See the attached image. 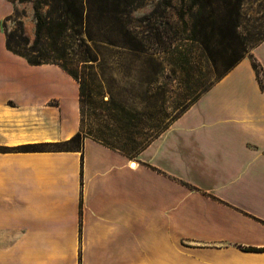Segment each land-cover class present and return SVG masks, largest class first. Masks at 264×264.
I'll use <instances>...</instances> for the list:
<instances>
[{
  "label": "crops",
  "instance_id": "1",
  "mask_svg": "<svg viewBox=\"0 0 264 264\" xmlns=\"http://www.w3.org/2000/svg\"><path fill=\"white\" fill-rule=\"evenodd\" d=\"M251 54L135 158L26 151L79 131V83L0 29V264H264L242 248L264 247V40Z\"/></svg>",
  "mask_w": 264,
  "mask_h": 264
},
{
  "label": "trees",
  "instance_id": "2",
  "mask_svg": "<svg viewBox=\"0 0 264 264\" xmlns=\"http://www.w3.org/2000/svg\"><path fill=\"white\" fill-rule=\"evenodd\" d=\"M9 1L15 5L14 12L0 21V29L2 28L6 34L7 48L26 58L32 65L57 64L79 83L81 114L79 131L65 141L22 146L21 148L26 151L81 150L85 138L89 137L121 151L130 158H135L215 82L238 64L248 49H253L264 40V33L259 37L248 38H243L239 33L241 11L237 0H191L186 10L183 8L186 0H179L181 3L177 12L179 19L185 22V14L188 13L192 27L196 31L194 37H184L176 27L162 28L161 24L152 27L154 32L151 36L140 35L130 17L135 0ZM24 2L33 3L35 19L33 41L26 33L24 20L26 14L19 11L16 6L17 3ZM161 5L178 9L173 0H162L152 12V16L161 15ZM222 9L225 10L223 16L220 13ZM216 13L220 14L215 16ZM96 16L98 21L102 18L106 20L104 32L103 28L94 29ZM10 20L16 23L13 29L7 27ZM87 39L125 48L133 56L129 61L119 63L117 67L127 71L138 68L145 74L141 81L147 87L137 95L142 108L132 106L112 94L108 99L105 98V89L110 90L111 84L101 76L108 65L106 62L97 65L93 63L98 57L93 54ZM184 40L201 45L203 52L214 63L218 61L211 46L214 42L224 44L226 51L230 53L239 52L233 61L226 63L223 70H219L208 85H200L203 79L200 60L190 48H183L181 43ZM150 50L153 52L150 53ZM155 53H164L170 57L171 74L175 75L177 70L184 74L177 88L179 97L176 99L171 96L176 92L172 88L171 75L169 72L165 74L163 61L156 57ZM142 55L147 56L146 59L137 64ZM221 59L225 60L224 57ZM252 59L261 86L264 88L262 67L256 58ZM196 75L200 78H196ZM171 101L174 103V112L169 110ZM242 248L249 251L264 250V247L254 246Z\"/></svg>",
  "mask_w": 264,
  "mask_h": 264
},
{
  "label": "rangeland",
  "instance_id": "3",
  "mask_svg": "<svg viewBox=\"0 0 264 264\" xmlns=\"http://www.w3.org/2000/svg\"><path fill=\"white\" fill-rule=\"evenodd\" d=\"M161 1L162 0L134 1V8L130 11V17L133 21L135 30L140 33V35L148 37L151 36L154 32L152 27L154 25L161 24L162 28H169V26H172L173 28L176 27V29L180 30L184 37H194L196 31L192 27V20L188 16V13L185 14V22H182L179 19L177 13L181 5L179 0H173L174 4L178 5V9H173L171 7L161 5V15H151ZM190 3L191 0H186V5H184L183 8L186 10V8H188L187 6ZM237 3L241 11L240 27L238 29L239 33L243 38L261 36V34L264 33V0H237ZM16 6L19 11H24L26 14L24 18L26 33L33 41L35 36L33 3H17ZM216 11L217 10H215V12ZM220 13H222L221 16H223L225 14V10L222 9ZM220 13H216L215 16ZM96 18H98V16L95 17V20H97ZM105 24L106 20L102 18L100 21L97 20V22L93 23V26L95 30H97L98 28H103L102 32H104L106 29ZM15 26V21L10 20L7 22V27L9 29H13ZM87 42L89 43L93 54L98 57V60L93 63L97 65L99 63L106 62L108 65V67L105 69L104 74H102L101 76L102 79L111 84L110 90L107 88L105 89V98L108 99L110 97V94H112L117 99L123 100L137 108H142V104L140 103L141 101L137 97V95L145 91L147 87L146 84L142 83L141 81L144 79L145 74L140 72L138 68L136 70L127 71L117 67L119 63L127 62L133 56H131L125 48L119 46H111L107 42H93L88 39ZM181 44L183 48H190V50L195 52L198 60H200V66L202 67L201 74H203V79L201 80L200 85H208L210 81L217 76L219 70H223L226 63L233 61L237 57L239 52L237 51L230 53L229 51H226V46L224 44H218L217 42H214L211 45L213 49V55L218 59V61L214 63L212 59L203 52L201 45L194 44L191 40H184ZM152 52L153 51L150 50V53ZM251 53L252 49H248V51L245 52L244 57L249 56ZM155 56L159 57L163 61L165 74L168 72L170 73V70L172 69V66L170 65V57L164 53H155ZM146 57L147 56L144 55L140 56V60L137 61V64H140V62L145 60ZM222 57L225 58L224 61H222ZM170 75V79L172 80L171 84L173 86L172 88L174 89V91H176L175 93H172L171 96L173 99H176L177 97H179L177 88L180 86V79L184 78V74L177 70L175 75L171 73ZM196 78H200V76L196 75ZM169 104L171 106L169 109L170 112H174V103L171 101Z\"/></svg>",
  "mask_w": 264,
  "mask_h": 264
}]
</instances>
